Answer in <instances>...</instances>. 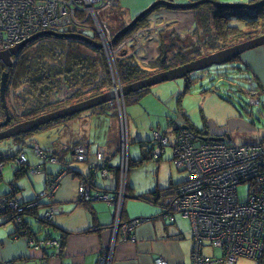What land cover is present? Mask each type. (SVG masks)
<instances>
[{"label": "crops", "instance_id": "0c3cea01", "mask_svg": "<svg viewBox=\"0 0 264 264\" xmlns=\"http://www.w3.org/2000/svg\"><path fill=\"white\" fill-rule=\"evenodd\" d=\"M113 1V4L116 5L114 9L122 13V20L127 25L133 18L155 2L168 0ZM172 1L174 3L186 4L199 0ZM217 1L221 3L248 4L258 2L259 0ZM110 11L112 10L108 12ZM108 12L105 13L107 14ZM196 18V10L181 11L168 10L162 7L157 8L123 41L124 47L132 49L136 60L142 68L149 70L156 68V60L159 56L158 35L165 32L166 36V33L174 31L175 35L186 39L188 38L187 41L190 44V41L193 40L194 32L197 29L195 24ZM240 64L245 69L243 74L250 85V90H258L260 96L264 99V46L241 55ZM140 100L133 104H139ZM247 104V108L243 110L238 106L240 115L237 112L236 105L231 106L234 107L237 116L240 118L237 121L252 128L254 125L252 119L255 117L252 116L251 110L249 109L252 106L248 101ZM259 107L262 109L261 114L264 115V100L262 106ZM244 111L248 114V117L243 119ZM94 117L89 115L84 120L83 125L90 127L94 122H103L101 119H95ZM113 123L116 125L115 117H113ZM149 125V140L152 131L173 134L181 129L188 130L186 124H179L176 121L170 123L166 131L165 128L163 129L164 131L161 130L162 126L160 123L154 126L152 121H150ZM98 127L99 125L94 128L97 136L92 137V142L99 137H103L105 133L103 132L100 135V129ZM227 130V127H223L214 130L218 132L212 134L203 131L201 135L206 137H226L229 136L224 135L228 132ZM82 131L86 132L85 128ZM205 132L207 135H205ZM139 134L145 136L141 130H139ZM31 140L29 145L30 149L25 148L28 150L20 148L17 149L14 155L8 156L2 155L6 148L0 152V159L2 160L0 162L4 163L0 174V188H3L2 190L0 189V198L17 200L19 204L38 203L36 207L34 206L32 209L26 211L25 216H22L24 223L29 225L27 229L29 235L36 241H56L60 242V245L63 242V246L60 250L48 248L38 252L33 251L25 241L24 235L21 233V227L17 226L15 221H13V217L7 216L0 224V264H155L157 260H162L166 264H191L192 231L189 220L178 216L175 218L174 223H170L161 217L162 209L158 204L159 202H156V205L148 203V201H153L157 197L163 201L165 188L140 194L144 191L141 188V183L137 186V190H134V187L129 186L127 180L128 188L125 189L120 224H128L134 221L138 222L128 240L122 237L119 227V231L113 233V228L115 227V206L99 200H89L88 202L80 201L77 188L79 182L84 178H88V176H90L92 185H94V188H91L90 191L91 195L95 194L96 191L113 194L119 186V178L116 171L118 167L112 162L115 159L114 155L121 151V148L119 149L115 142L112 143L111 138L108 141H103L96 148H93L86 138L81 141H69L61 150L58 149L57 145L53 144L48 147L51 148V153L48 152L47 148L38 145L37 141L39 140L37 138H31ZM263 140L264 134L260 141ZM229 142H232L231 138ZM22 143L26 145L24 140ZM142 143L146 147L145 142H137L139 144L140 155L143 152L140 145ZM20 145H22L21 142L15 141L6 152ZM76 145H83L86 149V158L82 162H77L74 159V148ZM34 146H38L40 149L43 148L41 150L45 151L48 156L55 157L57 162L55 164L43 163V161L33 154ZM52 146L57 147L58 150L53 149ZM99 153L102 155L103 163L106 161L107 165H109V170L115 172V178L113 180L101 178L98 172H95V167L97 166L96 155ZM20 155L28 156V165L18 170V167L12 168L11 164L12 174L10 176L12 179L9 184L7 183V186H4L2 184V173L5 167ZM8 161L9 163L6 164ZM147 162L148 159L145 161L140 159L133 161L129 169L128 179L132 173L142 171L140 168H135L136 166H141ZM71 163L78 164L74 166ZM156 163H159L157 165V168H159L162 162L160 163L159 160ZM34 166H40V172L37 174H31L29 171ZM63 172L65 174L55 194L53 196L46 195L48 183L60 176ZM41 173L45 176L44 191L42 194L24 197L21 194L23 189L20 180L24 178L28 179L31 187L34 189L35 183L39 184L41 182V179L35 176L42 175ZM148 204L156 208L155 214L152 213V210L146 208ZM48 208H53L56 214L49 222H45L43 216ZM211 250L214 251L212 248ZM209 251L203 248L202 255L204 257L208 256L207 253H210ZM102 256L104 257L102 258ZM211 257L213 258L214 256L211 255ZM104 258L106 259L101 263ZM235 264H239V261Z\"/></svg>", "mask_w": 264, "mask_h": 264}, {"label": "built area", "instance_id": "2783aa9c", "mask_svg": "<svg viewBox=\"0 0 264 264\" xmlns=\"http://www.w3.org/2000/svg\"><path fill=\"white\" fill-rule=\"evenodd\" d=\"M113 0H0V52L8 51L38 33L56 34L85 33L92 34L94 40L103 46L104 54L109 59L117 58V51L125 48L124 43L110 49L111 34L103 12L113 6ZM102 49V48H101ZM103 51V50H102ZM106 57V59H107ZM109 68L110 62L107 59ZM118 88L119 80L112 77ZM116 92L117 89L115 88ZM250 94H254L251 92ZM249 94V95H250ZM117 124L119 127L121 148L128 151L127 117L123 96L117 97ZM251 106H257L254 101ZM119 115V119H118ZM153 132L151 159L159 160L166 147L172 149L170 164L185 173L184 182L177 185L168 203L160 205L163 217L169 222L180 216L190 222L192 235L191 264H234L239 258L258 260L264 256V140L251 144L236 145L231 142H211L203 137H196L188 130L181 129L172 136ZM33 154L43 163L55 164L57 159L33 147ZM86 158L83 145L74 148V159L82 162ZM95 172L99 177L113 180L115 172L103 165L102 155H96ZM28 165L25 155L13 160L12 168ZM4 163L0 162V174ZM128 170V160L124 156L118 167L120 183L113 194L96 191L91 195L92 180L84 178L79 182L77 193L81 202L89 200L104 201L115 206L114 226L119 227L125 240L130 238L137 221L120 224L121 205L125 192L121 188V174ZM31 174L40 172V166L30 168ZM65 172L47 185L46 195L53 196ZM239 184L248 185V194L241 201L237 192ZM26 207L13 204V201L0 198V224L7 216L13 217L28 246L35 252L43 249H61L60 242L36 241L29 235V225L22 216ZM117 210V211H116ZM56 214L48 208L43 219L49 222ZM208 246L220 249L222 256L218 259L202 255V249ZM157 264H166L157 260Z\"/></svg>", "mask_w": 264, "mask_h": 264}, {"label": "trees", "instance_id": "16d2710c", "mask_svg": "<svg viewBox=\"0 0 264 264\" xmlns=\"http://www.w3.org/2000/svg\"><path fill=\"white\" fill-rule=\"evenodd\" d=\"M115 7L116 5L113 4L110 9L105 11L112 10L106 14V17H104L105 12L102 14V18L106 21L108 30L112 35L116 32L118 33L125 26L123 25L125 22L122 20V13L114 9ZM195 10L197 11L195 23L197 29L190 44H188V38L175 35L174 31L166 33V36L165 32L158 35L159 56L156 60V68L151 70L142 68L136 60L132 49L123 48L117 51L119 80L123 86L133 84L156 73L170 70L264 35V25L259 24V19H264V8L255 11L244 9L221 11L215 9L210 4H203ZM109 17L113 22H118V29L115 33H111L109 29V24L106 20ZM239 22H243L246 27L245 30H239L235 27ZM84 36L95 41L87 33ZM128 36L119 39L115 44V48L122 44ZM163 52H166V59L162 63ZM12 59L13 65L11 68L5 67L0 61V78L4 73L7 74L5 96L7 97L9 94L16 98V102L11 101L12 106L6 103L9 108L10 122H13L14 125L20 122L14 120L13 114L16 116L21 114L20 117L24 119L21 122H24L100 96L112 90L113 80L109 74V64L104 52L102 49H98L94 45L82 40L58 39L53 36L40 37L27 44L21 53ZM206 77L209 82L213 81L212 73H207ZM192 81L194 80L191 78L185 82V91L191 87ZM148 92L149 89H146L124 97L125 105L138 102ZM263 100L260 96L256 107L262 106ZM227 101L230 102V98ZM239 105L237 103L235 106L238 113ZM1 112L5 113L2 104ZM89 112L90 115L97 116L98 118L110 115L111 120H113V117H117L114 101ZM76 117L78 116L59 120L51 124L61 121L69 122ZM51 124L43 126L32 133L21 135V138L30 136ZM186 127L196 137H203L201 135L203 132L195 131L193 126L188 122L186 123ZM175 133L170 135L173 136ZM166 134L168 135V133ZM19 140L16 138L14 141ZM114 141L112 139L111 142L113 143ZM150 143V146L146 147L143 143L140 144L143 150L140 160L151 159L153 142L150 141ZM103 165L104 168L109 169L106 161ZM130 166H132V162H130ZM240 185L244 184H239L237 187ZM156 202H159L158 204L162 206L165 204V199L162 201V199L157 197L153 201H148L152 205H156ZM62 246L63 242H61ZM263 260L264 256L256 260V263L264 264Z\"/></svg>", "mask_w": 264, "mask_h": 264}, {"label": "rangeland", "instance_id": "374dc122", "mask_svg": "<svg viewBox=\"0 0 264 264\" xmlns=\"http://www.w3.org/2000/svg\"><path fill=\"white\" fill-rule=\"evenodd\" d=\"M240 13L245 14L243 12ZM104 17H106V13ZM106 20L109 24V29L111 30V33H115L118 29V22H113L110 17ZM259 24L264 25V19H259ZM235 27H237L239 30L246 29L243 22L237 23ZM87 34L92 36V34L90 33ZM115 34L113 35L111 34V39H113ZM99 44L101 45V43ZM115 47L116 45L110 43L111 50H113V48ZM101 48L104 52L102 45ZM107 59L110 62V68H109L110 76L111 77L114 76L119 80L120 76H119V70L117 64L118 59L115 58L114 55L113 58L109 59L107 57ZM240 59L241 56L225 65L212 66L211 68H208L206 70L191 74V78L194 81H192L191 87L186 91L184 90L185 84L183 83L182 80L165 82L151 87L149 89L150 93L145 95L140 100L139 104L137 105L133 103L126 104L125 105V111L127 117L126 131H127V139H128L127 153L123 152V149L121 148L120 132H119V127H117V120H116L117 117H115L116 125H114L110 115L105 116L103 118H98L97 116H95L94 117L95 119H101L103 122H94L92 126L88 127L83 125L84 124L83 122L90 115L89 111L77 115L78 117L73 119V121L71 120L72 122L61 121L59 123L51 124L43 128L42 130L25 138L18 137V139H20L19 142H21L22 145L16 146L7 152L6 150H8L10 145L13 142H15L14 140L16 138L10 140H4L0 142V152H2V150L6 148L5 152H3L2 155H14L17 152V149L29 148V145L32 141L31 138H37L39 140L37 141L38 145L47 148L48 152L50 153H51V148L48 147L53 144L57 145L58 149L61 150L64 146L68 144L69 141L70 142L75 140L81 141L82 139L86 138L91 143L92 147L96 148L97 145L102 144L103 141L104 142L108 141V139L111 138L115 140L114 142L117 145V147L119 149L121 148V151H119L114 155L115 159L112 163L116 167H119L123 156L124 158L126 157L128 160V170H124V172L121 174V178H122L121 188L124 190V192L125 189L128 188L127 180L129 186L134 187V190H137V186L141 183V188H143L144 191L140 194H144L145 192L148 191L153 192L156 191L157 189L165 188L164 199H165V203H168L172 198L171 194L173 193L174 188L180 183L184 182L186 179L185 173L178 171L170 164V159H172V149L170 146L166 147L163 158L159 159L160 163L162 162L159 168H157V165L159 163H156L159 160L148 159L147 163L135 167V168H140L142 171L132 173L128 179L130 162L137 161L141 158L139 144H137V142L143 141L145 142L146 146H150L151 144L150 141H152V134L154 131L151 132V137L149 140L148 138L150 132L148 128L150 126L149 125L150 121H152L154 126L160 123V125L162 126L161 129L162 131H164L163 130L164 128L166 131L169 124L174 121H176V123L179 124H186L188 122L190 125L193 126L195 131H201V132L206 131L208 132V134L218 132L214 130L227 127L228 132L224 135H229L230 138L232 139V143H235L237 145H241L244 143H255L263 138L264 115L261 114L262 109L260 107H256L254 105L251 108H249L251 110L252 116L255 117L254 119H252L254 123L252 128L248 125L246 126L242 124L240 121H237L240 120V118L237 116L233 106H235L238 103L240 104L239 105L240 109L243 110L247 108L248 106L247 101L249 102V99H251V104H253L254 101H258L260 97V93L258 90L257 91L250 90V85L246 80L245 75L243 74L245 69L241 66ZM207 73L213 74L212 82L208 81V78L206 77ZM0 82H1V78H0ZM123 87L124 86L120 83L119 80L117 91L120 93V96H122L121 89ZM251 92H253L254 94H250ZM229 98H230V102L227 101V99ZM11 101L16 102V98L13 95L8 94L7 97L5 96L6 107H7L6 103H8L11 106L13 105ZM7 109L9 108L7 107ZM141 111L142 113H140ZM20 115L21 114H18L16 116L13 114V118L15 121L21 123V121H23L24 119L20 117ZM245 117H248V114L244 111L243 119ZM118 119H119V115H118ZM98 125H99L98 128L100 129V135H102L103 132L105 133L103 137H99L92 142L91 141L92 137L97 136V133L94 130V128ZM83 128H85L86 132L82 131ZM139 130L143 131V135L145 136H141L139 134ZM48 137H50V139H48ZM168 137H170L172 142L173 141L172 135L168 134ZM260 137L262 138L259 140ZM207 138L210 137L203 136V139L208 140ZM23 140L26 142V145L22 143ZM57 147L52 146V148L55 150H58ZM133 157L138 159H134ZM7 163H9V161L6 162V164ZM12 163L13 162L8 164L2 173V177H3L2 184L4 186H7V183L9 184V182L12 179L10 176L12 174V168H11ZM77 164L78 163H74L73 165L77 166ZM41 174L42 175L35 176L36 178H40L41 182L39 184L35 183L34 189L31 187L28 179L24 178L20 180V183L22 184L21 187L23 189L21 194L24 197H30L35 194L36 195L42 194V192L44 191L45 176L43 175V173ZM88 178H90V176H88ZM118 178L120 183L119 174H118ZM32 179L35 180L34 178ZM92 188H94V185H92ZM247 188L248 187L246 184L237 187V192L241 201H244L247 197L248 194ZM0 189L2 190L3 188ZM11 201H13V204L15 203L19 204L17 200L16 201L11 200ZM29 204L32 205L34 204L35 207L38 205V203L36 202H31ZM29 204H19V205L26 207ZM123 205H124V197L120 212H122ZM146 208L152 210V213L155 214L156 208L154 206L148 204ZM30 209L32 208H26L25 212ZM161 217L165 218L163 217V215ZM177 217L178 216L176 215L175 218ZM170 223H174V222H170ZM117 231H119L118 227H114L113 233ZM192 235L193 232H191V237ZM205 247L204 250H210L209 251L210 253H207L208 255L206 256L207 258H212L211 255H213L214 257L216 256L215 259H218L222 256V251L220 249H213L214 251H212L211 248H208V246ZM103 257L104 256H102V258ZM105 259L106 258H104L101 261V263H103ZM238 261L239 264L241 263L256 264L255 260H249L244 258H239L238 260H236L235 263H237ZM155 264L157 263L155 262Z\"/></svg>", "mask_w": 264, "mask_h": 264}, {"label": "water", "instance_id": "95a60500", "mask_svg": "<svg viewBox=\"0 0 264 264\" xmlns=\"http://www.w3.org/2000/svg\"><path fill=\"white\" fill-rule=\"evenodd\" d=\"M203 4H210L215 9L221 11L238 10V9L255 11L260 8H264V0H259L258 2L248 3V4L221 3L218 2L217 0H199L197 2H191L186 4L174 3L172 0L157 1L154 4H152L149 8L138 14L127 25H125L118 33H116L113 39L111 40V44L115 45L119 39H122L130 35L132 32H134L137 29L139 23L145 20L151 14V12L157 8L159 9L162 7L168 10L192 11ZM44 36H53L58 39L82 40L86 43L94 45L98 49H101L100 44L85 37L82 33L56 34L50 32H43L29 38L28 40L18 44L17 46H15L14 48L8 51L0 52V61L4 64L5 67L11 68L13 65L12 58L17 57L21 53L23 48L27 46V44L33 42L37 38ZM189 39L191 40V38ZM262 46H264V35H261L249 41H245L231 48L221 50L219 52L191 61L184 65L172 68L170 70L156 73L143 80L124 86L121 89V94L123 97H126L130 94H135L142 90L150 89L151 87L159 85L161 83L171 82L176 80H182L183 83L185 84V82L190 79L191 74L193 73L206 70L208 68H211L212 66L225 65L237 59L244 53L257 49ZM165 59H166V52H163L161 62L163 63ZM7 77H8L7 74L4 73L1 77V82H0V94H1L0 97L5 112V121L0 123V129L7 127V125L10 123L8 109L5 105V91L7 89ZM114 83L116 82H113L112 85L113 90L105 94L71 105L69 107H66L64 109L55 112L48 113L40 117L15 124L13 126L8 127L5 130L0 131V142L4 140H10L21 137V135H26L34 131H37L41 127L51 124L53 122L64 120L67 118H72L74 116L80 115L83 112L93 110L106 103L115 101L117 97H120V93L118 91L117 92L114 91L115 88L117 89ZM205 135H207L206 132ZM207 139L213 142H223V141H229L230 138L229 136L226 137L213 136Z\"/></svg>", "mask_w": 264, "mask_h": 264}, {"label": "flooded vegetation", "instance_id": "af4514ba", "mask_svg": "<svg viewBox=\"0 0 264 264\" xmlns=\"http://www.w3.org/2000/svg\"><path fill=\"white\" fill-rule=\"evenodd\" d=\"M190 79H191V77H190ZM2 112H3V110H2ZM2 112H1V103H0V123H2V122L5 121V113H2ZM9 113H10V112H9ZM9 120H10V117H9ZM13 125H14V123L10 122V123L7 125V127L0 129V131L5 130V129H7L8 127L13 126Z\"/></svg>", "mask_w": 264, "mask_h": 264}, {"label": "clouds", "instance_id": "9594fccd", "mask_svg": "<svg viewBox=\"0 0 264 264\" xmlns=\"http://www.w3.org/2000/svg\"><path fill=\"white\" fill-rule=\"evenodd\" d=\"M227 142H229V141H227Z\"/></svg>", "mask_w": 264, "mask_h": 264}]
</instances>
